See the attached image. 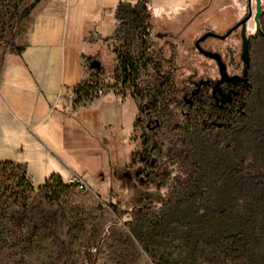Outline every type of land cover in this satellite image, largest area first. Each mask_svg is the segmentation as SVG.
<instances>
[{
	"label": "rangeland",
	"instance_id": "374dc122",
	"mask_svg": "<svg viewBox=\"0 0 264 264\" xmlns=\"http://www.w3.org/2000/svg\"><path fill=\"white\" fill-rule=\"evenodd\" d=\"M124 1L0 0V161L23 165L34 186L22 189V170L0 166V225L7 227L0 264H84L93 247V264H160L161 256L184 264L187 248L178 236L185 230L187 208L207 190H220L224 164L252 153L254 164L248 168L264 164V137L258 133L264 131V36L255 30L254 1L246 23L247 36L253 37L246 116H224L231 127L220 130L200 126L197 106L206 110L208 101L196 102L190 111L183 108L191 82L219 78L216 63L200 54L194 41L207 31L224 35L248 15L247 0H148L118 6ZM240 28L226 39L209 37L201 44L221 55L230 75L242 71ZM115 46L137 67L130 89L122 85ZM149 47L160 52L161 71ZM84 75L81 83L87 84L75 98L78 107L90 110L64 119L77 131L76 148L67 150L63 118L52 106L67 85ZM189 112V118L180 116ZM169 119L181 127L164 128ZM179 136L181 143L193 145L188 163L198 167L186 187L176 181L180 156L163 163ZM151 142L161 145L149 144L145 151ZM52 173L64 183L39 189ZM71 173L84 179V190L68 183ZM209 205L219 207L214 201ZM23 206L28 218L18 221ZM159 209L171 222L157 239L167 246L145 249L132 228L137 218ZM196 260L213 264L204 253Z\"/></svg>",
	"mask_w": 264,
	"mask_h": 264
},
{
	"label": "trees",
	"instance_id": "16d2710c",
	"mask_svg": "<svg viewBox=\"0 0 264 264\" xmlns=\"http://www.w3.org/2000/svg\"><path fill=\"white\" fill-rule=\"evenodd\" d=\"M146 1L148 0L139 1L137 4H144ZM121 5H124V3H119L118 6ZM259 22L263 33L259 35L264 36V8L262 15L259 17ZM248 38L250 42L253 37L250 35ZM113 51L118 62V69L122 75V85L130 89V85L137 71L135 62L130 56L121 52L119 47L115 46ZM148 51L156 68L161 71L162 58L160 52L154 54L155 51L151 50L150 47ZM247 75L248 84L242 88L240 95L235 97L234 106L229 108L231 110L228 111L226 109L224 112L218 113L221 121L216 120V122L222 123L220 127L217 126V123L210 121L211 117H209V114L214 109L210 95L205 92L200 97H197L194 104L201 100L208 101L209 103L206 110H202L199 105L197 106V111L200 114L199 122L202 128H206L207 126H214L218 130L229 128L231 124L223 118L224 116H229L234 113L240 114L243 117L246 116L244 114V109L246 108V93L251 88L250 69H248ZM86 84L84 82L81 84L82 86L77 85L76 94L78 97L82 95V87ZM78 101L76 98V102ZM194 104L187 105L183 102V108L190 111V108ZM190 115V112L180 113L182 118H189ZM172 123L173 121L169 119V124H165L164 128L181 127V123L179 122H175L174 125ZM258 133L264 137V131L260 132L259 130ZM219 142L225 145V147H228V149L232 147V144L224 141V139H220ZM149 144L151 147L152 145L156 147H160L161 145L160 142L146 143L143 147L145 151H149ZM192 151L193 145L181 143V137L179 136L173 141V145L168 148V152L163 160V163L167 164L171 160V155L180 156L181 163L177 165L178 176L176 177V181L182 187L190 185V177L198 171L196 165H190L188 163ZM260 156L262 161V155ZM254 159L255 154L252 153L248 154L247 157L239 156L235 161L224 164L221 170V176L217 181L220 185V190L218 192L207 190L205 194L197 198L199 203L196 206L187 208L188 211L184 217L186 223L183 224L185 230L179 231L178 236V239L187 248V256L184 264H194L197 261V257L203 255V253L206 255L208 261H211L213 264H264V180L261 179L264 173V164L262 167L256 166L252 169L248 168L253 166ZM262 162L264 163V161ZM0 166L21 169L19 180L21 181L20 186H22V189L34 187L23 165L10 161H0ZM53 183L60 185L64 183V179L58 173H52L38 188L41 190L46 189ZM212 201L216 202L219 207H211L209 204ZM111 206L114 213L117 216H121L116 204H112ZM32 217L30 215V218ZM27 218L26 209L23 206L21 212L17 214V220L22 221ZM137 220L136 224L138 226L135 227L138 229L135 227L132 229L135 231L137 239L144 244L145 249H148L152 245L157 246V248L167 246V242L164 243L163 241L157 240L164 235L162 232H165L171 223L164 209L154 210L152 215L140 216ZM176 229L174 228L175 231H178ZM6 230V225L1 223L0 240H2V236ZM24 236L27 237L28 232ZM22 241L25 242L24 239L21 240V243H23ZM91 260L93 264L94 258ZM159 261L160 264H180L178 262H170L165 256H161Z\"/></svg>",
	"mask_w": 264,
	"mask_h": 264
},
{
	"label": "water",
	"instance_id": "95a60500",
	"mask_svg": "<svg viewBox=\"0 0 264 264\" xmlns=\"http://www.w3.org/2000/svg\"><path fill=\"white\" fill-rule=\"evenodd\" d=\"M253 1L255 3V14L253 16L255 30L257 33L263 34L260 28L259 17L263 13L264 5L262 4V1L264 0H247V4L249 6V13L245 18H243L237 24V26L239 25L241 26L240 28V38H241L240 61L242 63L241 75L238 74L230 75L227 72L226 64L223 62L221 55L216 52L207 51L203 49L200 45L202 41H204L209 37L224 39L226 37V34L219 35L211 31H207L195 41V48L197 49V51L200 54H202L204 57L209 58L216 63L219 78L213 83L211 87V93L215 99V103L219 104L220 107H222L226 102L230 101L232 95L237 94V91L233 90L231 87H236L240 83H245L246 85L248 84L247 73L250 67V56H249V38L246 34V23L251 18L250 6ZM202 83L208 84L209 82L205 80V81H201L199 84ZM223 84H225L226 87L228 88L227 91H225V89L222 88ZM189 101L190 99L186 100L185 102H189ZM212 123H217L218 127L222 126V123H218L216 122V120H214ZM137 175L138 173H136V176Z\"/></svg>",
	"mask_w": 264,
	"mask_h": 264
},
{
	"label": "crops",
	"instance_id": "0c3cea01",
	"mask_svg": "<svg viewBox=\"0 0 264 264\" xmlns=\"http://www.w3.org/2000/svg\"><path fill=\"white\" fill-rule=\"evenodd\" d=\"M123 3L124 4H130V2H128V1H124ZM83 80H85V75L83 76V78L78 83H76V84L73 83L72 85H67L66 86L67 87L66 93L63 94V95L62 94L59 95L58 98H57V102L55 104H53V106H52V108L54 110L55 109L59 110L60 116L63 118V121L61 122V124H62V137H63L64 147L67 150L76 148L75 144L73 143V141H74L75 133L77 131H75V129H71L70 127H67L66 122H65L64 119L67 118V117L75 116V115H77L79 113L86 114L90 110L88 107H84V106L83 107L82 106L78 107V104H77L78 102H76V98H70L69 97V93L71 91H75L76 92L77 85H81L82 84L81 82ZM95 107H98V106H95ZM83 135L87 136L86 138L91 139V141L93 140V141L97 142L96 139H93L86 132H85V134L82 133V136H81L82 138H83Z\"/></svg>",
	"mask_w": 264,
	"mask_h": 264
},
{
	"label": "flooded vegetation",
	"instance_id": "af4514ba",
	"mask_svg": "<svg viewBox=\"0 0 264 264\" xmlns=\"http://www.w3.org/2000/svg\"><path fill=\"white\" fill-rule=\"evenodd\" d=\"M238 28V26H237V24L235 25H232L230 28H228V30L225 32V34H226V37H225V39L227 38V37H229L233 32H235L236 31V29ZM158 36H160V35H158ZM198 39V38H197ZM196 39V40H197ZM195 40V41H196ZM206 40V39H205ZM204 40V41H205ZM195 41H194V47H195ZM204 41H202L201 43H200V45L204 42ZM241 73H242V71H241ZM241 75V74H240ZM247 77H248V75H247ZM209 83L208 84H204V83H202V84H199L201 81H205V80H199L198 82H191V84H190V87H191V89L189 90V92H188V95L190 96V101L189 102H186L185 104H187V105H192V104H194V102H195V100L197 99V97H200L201 95H203L205 92L207 93V94H209L210 95V98L212 99V102H213V106H214V109L210 112V114H209V117H211V122H213L214 120H217V121H221L220 119H219V114L218 113H220V112H224L226 109H228V111H230L231 109H229V108H231V107H233L234 106V102H235V97H238L239 95H240V91L242 90V88H244L245 87V83H240L238 86H236V87H231L233 90H235V91H237V94L236 95H232L231 96V99H230V101H228V102H226L222 107H220L219 106V104H216L215 103V99H214V97L212 96V93H211V87H212V85H213V83L217 80H209V79H206ZM197 84H199V85H197ZM222 88H224L225 89V91H227L228 90V88L226 87V85L225 84H223L222 85ZM185 99V98H184ZM187 99H185V101H186Z\"/></svg>",
	"mask_w": 264,
	"mask_h": 264
},
{
	"label": "built area",
	"instance_id": "2783aa9c",
	"mask_svg": "<svg viewBox=\"0 0 264 264\" xmlns=\"http://www.w3.org/2000/svg\"><path fill=\"white\" fill-rule=\"evenodd\" d=\"M130 3H137L139 1H143V0H126ZM100 94H102V91H99ZM69 97L70 98H75L76 97V92L75 91H71L69 93ZM68 183L72 186H74L77 190L82 191L85 189L86 187V182L84 181V179L79 176L76 173H71L67 179ZM97 252L96 247H93L89 250V258H86L84 260V264H92V258H94L95 254Z\"/></svg>",
	"mask_w": 264,
	"mask_h": 264
}]
</instances>
